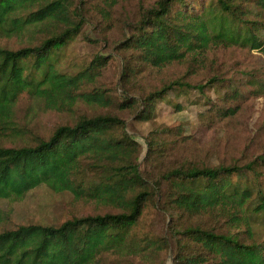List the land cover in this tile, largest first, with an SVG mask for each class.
I'll return each mask as SVG.
<instances>
[{
  "label": "trees",
  "instance_id": "1",
  "mask_svg": "<svg viewBox=\"0 0 264 264\" xmlns=\"http://www.w3.org/2000/svg\"><path fill=\"white\" fill-rule=\"evenodd\" d=\"M101 1L99 12L109 20L113 0ZM85 11L83 0H0V36L34 34L16 48L0 44V202L21 200L44 185L111 211L56 225L4 227L10 215L0 207V264H99L103 253L154 247L167 249L172 264H264V239L257 236L264 225V150L244 161H187L152 175L140 169V145L117 113L80 116L47 136L17 115L26 96L45 110H71L83 101L151 119L159 100L173 102L170 91L193 89L215 94L201 101L211 118L231 117L241 108L243 79L262 91L264 72L225 68L212 54L238 49L264 55V0H154L141 7L117 43L124 54L119 100L91 87L108 56L94 55L75 73L57 67L58 53L81 32ZM172 64L184 65L185 73L159 88L125 89L137 74ZM146 142L151 157L165 149L154 136ZM150 202L166 216L163 233L138 237L135 228Z\"/></svg>",
  "mask_w": 264,
  "mask_h": 264
},
{
  "label": "rangeland",
  "instance_id": "2",
  "mask_svg": "<svg viewBox=\"0 0 264 264\" xmlns=\"http://www.w3.org/2000/svg\"><path fill=\"white\" fill-rule=\"evenodd\" d=\"M83 1L88 8L83 14L85 23L81 32L58 53L57 67L66 73H75L83 69L94 55L108 56L106 66L91 87L104 88L115 100H119L123 90L121 70L124 54L120 52L117 43L128 35L129 22L137 17L140 8L154 0H113L109 20L101 16V6L104 5L101 0ZM33 38L34 34L29 30L21 35L0 36V44L16 48ZM212 55H216L225 68L231 65L230 69L234 68V71L244 67L264 72V55L259 52L217 49ZM185 71V66L181 64L161 69L150 68L137 74L131 84H125V89L135 92L140 86L145 90L159 88ZM198 78L196 75L189 76L190 80ZM254 86L257 87L243 79L241 108L235 115L219 120L211 118V113L201 103L206 94L211 98L215 94L211 91L201 94L193 89L188 94L170 91L167 96L173 102L159 100L151 119L136 118L134 110L130 108L117 110L112 105L103 107L83 101L77 102L71 110H45L40 103L26 96L17 104V115L18 122L33 128L37 134L47 136L59 124L73 123L80 116L117 113L124 119L126 131L140 145L137 158L140 169L148 174L159 175L161 171L182 162L197 161L200 165H216L236 159L244 161L263 151L264 88L257 92L253 91ZM215 99L218 101V98ZM191 100L198 101L192 103ZM169 128L172 131L166 132ZM177 131L181 132L179 138ZM147 136L160 139L162 146H165V149L157 151L158 157L147 155ZM0 207L10 215L4 227L30 222L56 225L74 216L111 211L110 206L96 200H77L68 192H54L44 185L30 190L21 200H3ZM165 218V214L155 207L154 202H150L141 216L140 225L135 228L137 236L158 238L163 233ZM257 231V236L264 239V225L259 226ZM154 248L127 254L103 253L99 264H172V256L167 249Z\"/></svg>",
  "mask_w": 264,
  "mask_h": 264
}]
</instances>
